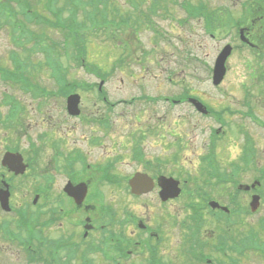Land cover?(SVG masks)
Listing matches in <instances>:
<instances>
[{"label": "rangeland", "instance_id": "1", "mask_svg": "<svg viewBox=\"0 0 264 264\" xmlns=\"http://www.w3.org/2000/svg\"><path fill=\"white\" fill-rule=\"evenodd\" d=\"M23 1L34 5L41 0ZM192 1L196 4L204 2L208 9L215 11L213 26L216 28L212 32L206 28V16L190 17L189 11L181 7L186 0H165L159 3L154 12L150 11V7L155 0H111L110 6L119 8L118 14L113 10L117 19L127 15L132 17L130 27L101 25L94 32H88L86 36H90L85 43L86 52L80 45L81 31L72 33L69 42L64 45V32L53 28L51 21L48 23L51 28L31 24L32 32H47L48 44L60 48L63 72L67 74L68 82L73 84L69 87V93L81 95L82 114L78 117L68 114L52 69L41 67L36 70L37 64H32L33 69L29 68L30 81L36 85V90L46 89L45 94L40 93L37 97L2 77L1 74H7L3 69L15 70L12 62L14 53L20 54L22 58L26 56L27 63L30 56L14 47L11 26H4L5 20L0 16V112L5 116L10 110V106L4 105L6 96L15 95L19 98L18 104L24 106L14 123L9 126L0 125V154L5 143L19 145L29 163L26 174L20 176L25 178V186L21 187L20 183L15 191L16 198L20 197L19 202L29 194L30 184L27 182L32 175H53L54 183L58 184L56 186L64 182L67 169L63 165L67 153L78 150L87 156V163L93 164L113 160V171L119 177H127L129 173L144 170L142 163L131 159L132 149L141 145L152 161L162 159L160 170L163 174L180 177L184 192L179 199L163 205L156 193L138 198L130 196L125 187L102 183V174L92 169L82 179L90 189L95 185L102 187L106 201L113 205L119 219L132 221L137 216L143 224L149 226L151 231L143 232L136 236L137 239L152 244L156 241L154 236L161 239L155 254L160 264H201L187 253L188 242L191 241L207 243L206 255H221L215 252V247L219 237L229 230L227 223L220 222L218 225V221L214 220H208L207 223L200 221L194 227L197 237L189 229L191 217L202 206L205 207L210 199L219 200L233 209L238 210L240 206L246 212L249 209V212L242 215L244 224L241 229L245 230L251 224L261 230L260 221L264 219V130L256 127L260 132V135L255 136L259 155L250 160L248 165L240 164L237 173L233 174L235 168L231 162H240L243 145L238 113L226 115L230 122L225 137L213 139L210 138V128L221 127L215 118L195 114L186 103L171 107L165 101L144 102L143 98H138L143 94H168L174 97L184 88L191 95L209 102L217 111L226 107L241 108L248 96L249 100L254 99L264 105V96L261 95L263 85L248 75L258 59L243 40L250 36L248 39L258 42L264 51V0L249 3L251 13L243 18L242 23L244 27H249V35L245 33L243 38L235 30L230 16L239 21L242 16L240 10H245L241 5H247L251 0ZM131 2H135L137 8ZM90 12L91 8L86 6L80 17L68 14L65 19L73 18L77 25L88 18ZM140 15H148V18H139ZM20 17L12 18L11 25L21 22L23 17ZM109 17L113 18L112 14ZM228 43H232V46L224 65L226 75L220 87H215L211 80L212 63L217 53ZM52 54H57L54 48ZM35 55L32 60L39 63L43 55ZM256 69L260 70L258 66ZM133 97H137L134 104ZM104 98L110 102L105 104ZM126 100H132V104L119 102ZM94 117L108 118L109 126L105 129L106 125H101L102 121L96 122ZM33 143L35 147L31 149ZM51 143L61 147L63 157H55ZM214 145L221 167L238 176L241 187L237 188L233 183L204 182L205 165L201 160L213 150ZM251 184L257 189L249 188ZM255 193L263 199L253 213L250 212L249 203ZM78 215L72 214L74 218ZM120 230L127 233L128 227ZM261 235L264 239L263 230ZM135 249L137 253L131 257L132 263L148 264L150 255L139 247ZM29 255L26 245L7 241L0 236V264H27ZM238 257L243 264H264V254L260 251L243 252ZM93 260L95 264H109L100 255L93 257ZM33 264L51 263L46 258H40Z\"/></svg>", "mask_w": 264, "mask_h": 264}, {"label": "flooded vegetation", "instance_id": "2", "mask_svg": "<svg viewBox=\"0 0 264 264\" xmlns=\"http://www.w3.org/2000/svg\"><path fill=\"white\" fill-rule=\"evenodd\" d=\"M241 6L245 8V10H240L242 16H247L248 13H251L249 4H242ZM242 23L243 19L238 22L237 33L239 36H243L245 33L249 35V27H244ZM207 27L213 28L211 24H208ZM242 29L244 31L243 34L241 33ZM249 37L250 36H246V39L244 38L246 40V46L249 47V49L251 48L250 50L256 54L258 60L255 65L251 66L248 75L252 79L255 78L259 82V85L261 84L264 87V51L260 48L258 42L248 39ZM257 66L260 70L256 69ZM263 87L261 90L262 96H264ZM248 93L251 92L248 91ZM60 94L63 101L66 102V107L68 106L69 109V105H67L69 96L65 95L64 91H60ZM253 97H255V95H253ZM249 98L248 96V99L245 100L242 107L239 108V114L243 115L239 120V129L243 141L248 136H252L253 139H256L255 136L257 134L260 135V132L256 130L258 126L257 119L262 118L264 121V105H260L258 101L254 99L249 100ZM174 101L178 102L179 100ZM106 123L107 122H103L101 125ZM108 126L109 123H107L104 128L106 129ZM51 145L52 147L54 145L59 147L60 150L59 145L52 143ZM134 148L132 149L131 159L133 161H138L140 160V156L138 155V157L133 153ZM4 152L5 149L2 150L0 154V160L3 158ZM76 152L81 153L78 150ZM81 155L88 161L87 156H83L82 153ZM142 164L144 170H137L129 173L127 177L121 175L120 183L110 184L107 180L112 174L118 175L113 171L115 165L113 160L103 164L89 163L86 171L82 170V164L76 168V164L70 167L64 163L63 168L67 169V173L62 184L56 186L58 184L54 183L55 177L53 175L47 176V173L44 175H32L27 182L30 184L29 194L22 202H19L20 197L16 198L15 191L20 183H26H24L25 178L22 179L20 177L24 176L26 172L20 175L10 170L7 166L6 168L3 167V169H0V236L10 242H19L20 211L23 210L21 208L26 207L29 219V264L38 262L39 260H37L38 258L36 259V257L46 258V260L53 263H55V258H59L58 264H67L66 261L69 255H75L76 257H95L101 253H111L117 256L121 264H132L131 256L137 253L135 247H139L140 250L143 249L149 253V251H154L156 247L159 246L161 239L154 236L156 238V245L151 242L137 239L136 236L141 235L143 232L148 233L151 231L149 226L143 224V222L139 220L137 216L134 217V215L132 217L135 218L136 222L127 219H119L115 208L110 202L105 203L106 209L101 213L99 209L98 193H102L103 189H99L100 187L98 185L93 186L91 189L87 186L88 189L85 198L81 194H79V196L75 195L76 191L73 189L74 186L71 192H68L65 188L69 181H71L73 185H76L83 180L82 178L91 169L97 171L99 168L102 175L106 174L104 183L117 187H125L126 183L129 184L132 176L136 173H141L148 177L152 184L146 195L156 193L157 197H159L161 191L160 184H163V181H160V179L164 176L171 177L173 174L165 175L162 173L163 171L160 170L162 167L161 158H156L154 162L147 155V157L143 159ZM69 175H72L73 178H69ZM74 177L77 178V180H74ZM145 185L147 187L148 184L146 183ZM100 190H102V192ZM7 197L9 199L8 203L5 202ZM172 201L173 200H169L165 202V204L172 203ZM4 207H6V209ZM73 210L76 211L73 213ZM75 213L79 214L77 218L72 216V214ZM105 216L108 217V219H103ZM6 217L9 218L4 220ZM174 222L175 221H173V224ZM126 226L128 227L127 233L120 230V228ZM16 244L19 245L18 243ZM132 246L133 249L131 248Z\"/></svg>", "mask_w": 264, "mask_h": 264}, {"label": "trees", "instance_id": "3", "mask_svg": "<svg viewBox=\"0 0 264 264\" xmlns=\"http://www.w3.org/2000/svg\"><path fill=\"white\" fill-rule=\"evenodd\" d=\"M48 1V0H47ZM46 1V4H47ZM98 0H94V4H93V10L90 12V14L88 15V18H84L79 24H75V22L73 21V18L70 20H63L62 18H59V20L62 22L60 27L62 28L63 32H64V44L66 45L69 40H70V36L72 33L76 32H82L84 33L83 37H82V33L81 34V47H83L84 52H86V40L90 35L86 34L90 31L94 32V29H96L95 27L101 25L102 20L101 18H99L100 15H98V11H101L99 8V4H96ZM103 1V0H102ZM52 0L48 1L47 6H43L41 4V1L37 2L35 5H30V4H26V5H22V3H20V5L23 6V10L26 11V9H31L33 7V15H29L31 18V20L33 22H35L37 25H41V26H46L49 22L50 19H53V17L49 16L48 14H45V12H40L41 9H45L47 11V7L48 8H52ZM107 4V8H108V4L109 1L107 0L105 2V5ZM11 2L7 1V2H3L2 4H0V7L5 10L7 12V14L5 15V18L8 21V24H6L7 26H11L10 28L13 31L14 37L13 39L15 40V38H18V40L22 43L23 42H28L29 39L26 38V35L28 33H31V31H29L30 29V24L27 23L28 20V15H26L24 12L23 14L26 15V17H24V21L22 20L21 22L17 23V24H12L11 25V21H12V17L9 14L10 12H12V8L11 7ZM105 10H103L104 12ZM75 18H77V16H74ZM103 18V17H102ZM54 22H58L57 18L53 19ZM91 33V32H90ZM37 43V42H36ZM43 44V46H41V49H47V46L45 44V42H40ZM84 44V46H83ZM66 48V47H65ZM27 49V47H25V50ZM36 51H41L39 48H37ZM53 63L55 65H59V62L57 60L53 61ZM229 229V228H228ZM227 236H231V247L234 249H239V250H244L243 252H248L250 251L249 249L252 248V245L256 243V238L253 236V234L251 235H245V232H239L238 230L233 232H230L229 230L225 232ZM238 252V251H237ZM231 259L232 261H236L238 258L236 257V255H232V252H228V257L227 259Z\"/></svg>", "mask_w": 264, "mask_h": 264}, {"label": "water", "instance_id": "4", "mask_svg": "<svg viewBox=\"0 0 264 264\" xmlns=\"http://www.w3.org/2000/svg\"><path fill=\"white\" fill-rule=\"evenodd\" d=\"M230 53V49H227L226 52H224L221 57L219 58L218 62H217V66H216V70H215V79L216 80H220L221 79V76L224 74L225 72V69H224V65H225V60L226 58L228 57ZM14 160H18L17 158H14ZM136 184H140L139 181L136 182ZM178 194V191H176L175 193H168L166 194V197H169V196H176Z\"/></svg>", "mask_w": 264, "mask_h": 264}, {"label": "bare ground", "instance_id": "5", "mask_svg": "<svg viewBox=\"0 0 264 264\" xmlns=\"http://www.w3.org/2000/svg\"><path fill=\"white\" fill-rule=\"evenodd\" d=\"M217 263L222 264V260L220 258H218Z\"/></svg>", "mask_w": 264, "mask_h": 264}]
</instances>
